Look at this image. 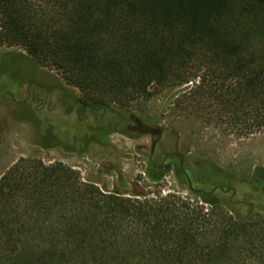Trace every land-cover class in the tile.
Returning a JSON list of instances; mask_svg holds the SVG:
<instances>
[{
    "label": "trees",
    "instance_id": "trees-1",
    "mask_svg": "<svg viewBox=\"0 0 264 264\" xmlns=\"http://www.w3.org/2000/svg\"><path fill=\"white\" fill-rule=\"evenodd\" d=\"M0 44L55 70L84 103L117 105L101 113L105 133L67 132L83 151L137 130L121 111L169 91L161 112L237 139L264 134V0H0ZM55 129L42 147H63ZM150 131L165 150L151 152L146 178L172 172L187 195L107 191L60 161L20 158L0 177V264H264V167L238 179Z\"/></svg>",
    "mask_w": 264,
    "mask_h": 264
},
{
    "label": "rangeland",
    "instance_id": "rangeland-1",
    "mask_svg": "<svg viewBox=\"0 0 264 264\" xmlns=\"http://www.w3.org/2000/svg\"><path fill=\"white\" fill-rule=\"evenodd\" d=\"M0 53L2 62H6L4 66L16 62L15 67L18 68L17 63L20 61L21 68L28 70L27 65H30L35 79L56 87L57 93H60L59 88L62 87L78 98L82 97L77 88L69 85L49 66L21 58L20 55H26L22 48L0 44ZM8 53L10 55H6ZM172 92L165 93L164 97L158 96L157 100L154 98L149 102H139L122 110L124 120H128L131 115L136 118L139 124L137 130L129 126L126 128L128 134L116 130L107 137L106 144L91 143L84 151L80 144L70 151L61 146L42 147L40 132H35L30 124L18 121L14 117L12 101L0 96V177L18 159L32 157L42 160L45 164L60 161L78 171L82 180L92 182L107 191L130 193L135 184L149 185L152 189L155 184L152 185L146 178L144 170L150 160L155 139L150 130L155 131L158 128L162 129L163 135L176 134V148L182 154L197 156L195 158L208 157L238 179L248 178L255 166L264 167V134L237 139L233 136H223L219 130L203 126L192 118L172 114L170 110L161 112L162 103ZM116 106L111 103L106 110ZM101 111L100 109L99 112ZM48 118L53 116L48 114ZM108 120L110 121L109 118ZM138 120L147 121L150 128L141 127ZM46 126V123H42L40 130L44 131ZM119 127L122 128V124L118 125ZM63 141L66 142V137ZM169 145L170 142L168 148ZM162 155H154L152 160L158 163ZM187 165L194 167L191 162H187ZM155 186L165 192L175 190L183 195L188 194L186 186L180 184L172 172L166 173Z\"/></svg>",
    "mask_w": 264,
    "mask_h": 264
},
{
    "label": "flooded vegetation",
    "instance_id": "flooded-vegetation-1",
    "mask_svg": "<svg viewBox=\"0 0 264 264\" xmlns=\"http://www.w3.org/2000/svg\"><path fill=\"white\" fill-rule=\"evenodd\" d=\"M21 58L24 57L21 56ZM0 63H2V53H0ZM27 69L15 67L2 69L0 66V96L12 101L14 117L18 121L30 124L33 130L40 132L41 135L57 131L55 128L59 126L63 135L66 136L70 129L77 131L83 123L95 134L97 130L101 133L107 131L105 123L101 120V113L106 109L105 107L84 103L71 91L64 90L62 87L59 88L60 93H57L56 87L46 85L35 79L30 65H27ZM100 109L101 112H99ZM48 114L53 118L47 119ZM50 120L54 121L56 127L41 131L40 125L42 123L48 125ZM99 127H103L102 130H99ZM63 147L68 151L74 150L68 139H66ZM156 149L163 153L165 146L156 148L154 145L152 154Z\"/></svg>",
    "mask_w": 264,
    "mask_h": 264
}]
</instances>
